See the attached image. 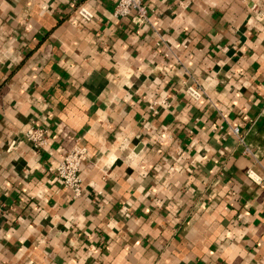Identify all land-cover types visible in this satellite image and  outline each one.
Listing matches in <instances>:
<instances>
[{"label": "crops", "instance_id": "1", "mask_svg": "<svg viewBox=\"0 0 264 264\" xmlns=\"http://www.w3.org/2000/svg\"><path fill=\"white\" fill-rule=\"evenodd\" d=\"M144 4L0 0V264H264V0Z\"/></svg>", "mask_w": 264, "mask_h": 264}, {"label": "built area", "instance_id": "2", "mask_svg": "<svg viewBox=\"0 0 264 264\" xmlns=\"http://www.w3.org/2000/svg\"><path fill=\"white\" fill-rule=\"evenodd\" d=\"M78 13L81 17L88 19L90 15L80 8ZM113 15L115 17L129 16L132 21L142 22L146 18V7L144 0H114ZM237 133V128H233ZM23 138L36 149H41L47 144V135L41 128L30 126ZM15 143H11L10 147ZM88 157V151L80 146H73L68 153L58 162L53 169V174L63 187L71 191L74 197L82 193L81 164Z\"/></svg>", "mask_w": 264, "mask_h": 264}]
</instances>
